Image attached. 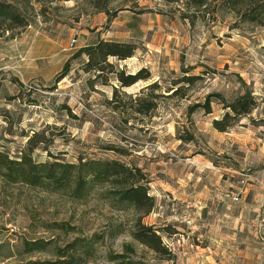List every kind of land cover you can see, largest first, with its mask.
I'll use <instances>...</instances> for the list:
<instances>
[{"label":"rangeland","instance_id":"1","mask_svg":"<svg viewBox=\"0 0 264 264\" xmlns=\"http://www.w3.org/2000/svg\"><path fill=\"white\" fill-rule=\"evenodd\" d=\"M3 1L24 23L0 15V154L118 159L140 168L154 205L142 214L116 181L75 196L73 182L0 173V264L54 260L59 248L68 257L79 239L90 242L78 264H114L117 253L137 264H264V0H98L106 11L96 0ZM100 37L134 53L86 69L87 55L74 54ZM140 68L146 78L121 85L119 71ZM245 92L250 110L226 115ZM211 93L221 98L208 111ZM137 218L166 249L131 235Z\"/></svg>","mask_w":264,"mask_h":264},{"label":"trees","instance_id":"2","mask_svg":"<svg viewBox=\"0 0 264 264\" xmlns=\"http://www.w3.org/2000/svg\"><path fill=\"white\" fill-rule=\"evenodd\" d=\"M242 1V0H232ZM97 10L106 11L105 3H99L96 0ZM0 15L10 18L12 21L23 24V17L16 8L10 3L0 0ZM135 46L128 41L98 38L95 42L80 47L74 56L85 53L87 59L84 63L86 69L103 70L106 59L110 55L119 58L131 56L134 53ZM147 75L142 74V68L134 73L118 72V79L121 85H128L139 78H146ZM210 96L221 98L220 93H211L207 96L203 103L204 108L210 111L209 100ZM143 97H136V101L141 103ZM254 104V99L249 92H245L236 99L224 104L230 110L225 111L226 115L229 112L236 114L245 113L250 110ZM139 110H141L138 107ZM214 125L219 129L223 126L219 125V120L214 119ZM32 147V146H31ZM0 173L4 174L11 180H24L29 183H46L53 186L65 187L70 183H74L72 193L75 196H81L88 186L92 183H104L107 181H116L121 184L120 188L115 192L122 200L127 201L134 206L142 214L148 213L154 205L152 196L147 193V187L140 180L144 177L139 167H130L128 164L118 159H100V158H85L80 157L76 162L72 161H39L32 160L30 154H24L20 159H11L6 154H0ZM89 183L91 185H89ZM131 235L139 242L148 245L155 250L164 248L161 242V235L158 229L152 225L142 223L140 218L136 219L135 227L131 230ZM90 242V241H89ZM89 242L83 239L72 241L69 243V248L74 253L65 257L63 248H59L57 254L59 258L54 260H28L23 264H78L79 261H74L76 254L80 256L81 251L78 248L84 247L88 250ZM32 246H38L36 240H32ZM132 250L129 244H126ZM166 249V248H164ZM77 252V253H76ZM110 259L115 260L114 264H137L131 259H127L123 253L110 255Z\"/></svg>","mask_w":264,"mask_h":264},{"label":"built area","instance_id":"3","mask_svg":"<svg viewBox=\"0 0 264 264\" xmlns=\"http://www.w3.org/2000/svg\"><path fill=\"white\" fill-rule=\"evenodd\" d=\"M77 39L75 37H72L68 43L67 46H64V49L71 48L76 44Z\"/></svg>","mask_w":264,"mask_h":264}]
</instances>
